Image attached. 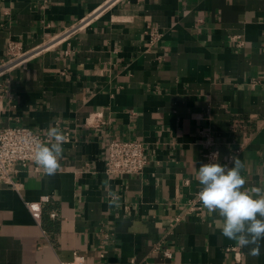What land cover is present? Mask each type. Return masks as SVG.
Listing matches in <instances>:
<instances>
[{
	"label": "crops",
	"instance_id": "1",
	"mask_svg": "<svg viewBox=\"0 0 264 264\" xmlns=\"http://www.w3.org/2000/svg\"><path fill=\"white\" fill-rule=\"evenodd\" d=\"M76 24L0 80V131L66 137L54 175L0 183V264H264V239L251 256L218 213L189 211L208 139L264 187V0H0V64L10 40L30 50ZM113 140L145 143L142 175L106 173Z\"/></svg>",
	"mask_w": 264,
	"mask_h": 264
},
{
	"label": "clouds",
	"instance_id": "2",
	"mask_svg": "<svg viewBox=\"0 0 264 264\" xmlns=\"http://www.w3.org/2000/svg\"><path fill=\"white\" fill-rule=\"evenodd\" d=\"M47 136L48 144L37 143L34 161L51 176L60 167L66 137L58 127L51 125ZM215 159L216 154H213ZM230 160L232 167L215 162L199 167L196 179L201 187L197 196L209 213H218L221 219L217 225L223 237L240 248L248 247L251 256H259L260 241L264 239V187L245 188L246 179L241 174L245 163L237 155ZM103 185L111 197L110 203L118 206L119 197L111 190V185L107 181Z\"/></svg>",
	"mask_w": 264,
	"mask_h": 264
},
{
	"label": "built area",
	"instance_id": "3",
	"mask_svg": "<svg viewBox=\"0 0 264 264\" xmlns=\"http://www.w3.org/2000/svg\"><path fill=\"white\" fill-rule=\"evenodd\" d=\"M42 1L46 2L47 0ZM82 26V24H76L50 41H44L40 46H36L30 50L24 49L23 45L18 41L10 40L7 47V59L0 64V80L16 67L35 57H40V55L52 48L67 42L72 35L82 29ZM150 36L154 42L160 39L161 34L153 32ZM1 112L0 97V117ZM37 143L48 144L49 138L35 133L28 128L19 126L5 128L0 131V183L18 188L19 185L15 182L14 178L20 173L19 167L27 169V167L33 165L35 171L41 170V167L34 161ZM207 145L208 151L205 154L206 163H217L220 153L215 148L216 145L210 139H208ZM213 154H216L215 160H213ZM106 161L105 170L109 175H142L149 163L145 143L137 140L111 141L108 145ZM202 209L203 205L196 194L189 211L201 213ZM164 255L165 257H170L169 252H165ZM78 264H83V262L80 261Z\"/></svg>",
	"mask_w": 264,
	"mask_h": 264
}]
</instances>
